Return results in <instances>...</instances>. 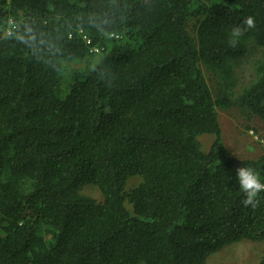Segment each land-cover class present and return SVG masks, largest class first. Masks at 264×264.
<instances>
[{
    "label": "trees",
    "instance_id": "trees-1",
    "mask_svg": "<svg viewBox=\"0 0 264 264\" xmlns=\"http://www.w3.org/2000/svg\"><path fill=\"white\" fill-rule=\"evenodd\" d=\"M219 110L264 131V0H0V264H264V138L230 154Z\"/></svg>",
    "mask_w": 264,
    "mask_h": 264
},
{
    "label": "rangeland",
    "instance_id": "rangeland-1",
    "mask_svg": "<svg viewBox=\"0 0 264 264\" xmlns=\"http://www.w3.org/2000/svg\"><path fill=\"white\" fill-rule=\"evenodd\" d=\"M241 62L235 67V72L240 80L239 84L249 78L248 67L250 66ZM219 122L223 131V140L230 154L242 159L249 158L262 148L260 143H262L261 140L263 141L264 131L260 130L257 133L251 129L246 131L244 117L238 111L219 110ZM94 191V188L85 190L86 193L98 198L99 194L96 195ZM258 253L259 250L253 243L238 242L223 246L209 255L207 264H255Z\"/></svg>",
    "mask_w": 264,
    "mask_h": 264
},
{
    "label": "clouds",
    "instance_id": "clouds-1",
    "mask_svg": "<svg viewBox=\"0 0 264 264\" xmlns=\"http://www.w3.org/2000/svg\"><path fill=\"white\" fill-rule=\"evenodd\" d=\"M15 23V21H13ZM244 27L236 26L231 31V36L233 39L230 41L232 46H235L237 38L243 35L244 31L249 28L255 27L254 18L248 16L243 21ZM15 38L20 40L21 43L26 45H35L37 43L43 44L45 41H37L36 35L33 32L31 26L25 24L23 31L19 28L15 30ZM237 181L239 183L240 189L244 194V199L242 203L244 206L251 205L253 209L257 208L259 205V194L264 192V183L261 182L259 174L251 167H242L236 170Z\"/></svg>",
    "mask_w": 264,
    "mask_h": 264
}]
</instances>
